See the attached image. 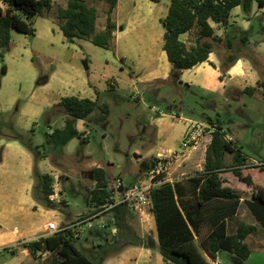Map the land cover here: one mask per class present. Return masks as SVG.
Here are the masks:
<instances>
[{"label":"rangeland","instance_id":"obj_1","mask_svg":"<svg viewBox=\"0 0 264 264\" xmlns=\"http://www.w3.org/2000/svg\"><path fill=\"white\" fill-rule=\"evenodd\" d=\"M240 11L244 18L250 16V13H246L242 9ZM263 24L264 16L253 15L250 19V27L245 32H242L241 26L228 27L227 30L228 35L231 36L239 37L240 31L247 36L249 44L242 47L243 58L254 64L261 72L258 71L264 82ZM53 44V47L47 44L44 37L40 35L26 36L13 30L11 47L8 51L3 52V58H0V164L4 163V170H6L3 173L4 177L0 178V190L3 194L1 205L16 213L13 220L15 225L27 223L41 229L48 221H55L63 227L71 225L79 217L85 218L90 213L89 196L94 187L88 173L95 167L103 168L107 178L120 176L126 186L132 182L137 183L140 182L139 180H145L144 172L149 162L148 150L156 142V136L151 127H147L145 133L142 132L143 128L139 123L141 120L150 122L151 117L156 115L155 113L170 114L175 111L173 106L178 104L183 107V111L180 112L181 116L192 121L206 123L204 116L218 117L223 123L226 134L236 140L238 147L247 157V162L254 164L264 161L263 89L252 96L243 93L240 97H232L230 86H226L223 91V85H220V89L211 94H203L197 88L187 90L185 87L169 86L170 94L165 98V101L153 103L147 94L140 101L134 100L131 93L134 90L123 85L128 80L127 76L124 73H119L117 67L105 64L106 58L113 59L112 52L93 45L91 47L95 49L96 53L85 56L81 61L78 57H74L61 42L56 41ZM75 47L79 51V46ZM226 51L225 48L221 53H226ZM88 60L91 62L90 70H85L84 75L90 76L91 79L94 75L100 84L99 87H103L104 91H100L98 108L89 116L91 122H87L85 126L87 132L85 135L88 141L81 144L79 140L75 139L68 146L61 148L62 158L58 152L51 151L45 142L46 134L62 124L61 116H59L63 112L62 108L56 106L50 110L45 109L29 120L34 110L26 103L32 97L45 96L50 101L54 100L53 91L59 86L58 80L65 72L62 66L74 65L84 70V61L88 62ZM53 73L56 78L50 79L51 84L47 86V91L43 90L47 84H45L46 80ZM71 74L66 73L67 76H71ZM101 74H105L106 78L99 77ZM113 82L117 86L111 90L107 86ZM174 100L175 102H173ZM103 105H107L109 109L105 125L96 122V118L100 114L99 107ZM21 112H24V116H21ZM48 113L57 114L56 118L60 117L55 124L47 123ZM17 146H20L29 155L28 160L33 163V175L30 181L32 185H30L31 190L29 187L28 191V198L33 202L32 209L27 208L22 194L26 181H22V177H20L19 165L24 163L26 158L17 152ZM159 151H165V149H158L157 152ZM43 163L56 169L62 166L67 170L63 173L67 175V179L64 176L62 179L60 177L57 179L63 199L62 204L58 207L50 205L42 193ZM226 163H232L231 156L227 157ZM6 164L13 174L7 171ZM15 165H18L17 169H15ZM190 171L192 170H181L173 175ZM140 177L141 179H139ZM221 178L225 182L224 185L240 190L247 189V186L238 181L230 171L222 173ZM66 201L67 204H65ZM245 211L250 213L246 206L242 205L239 209V218L249 223V218L244 215ZM105 216L107 222L109 216ZM27 217L29 220H24ZM98 225L99 222L95 223L91 231L101 232L100 237L95 236L91 231H84L74 243L75 247L95 264H101V259L98 257V248L94 246L98 242H106L105 238L108 237L105 235L107 232L99 229ZM133 225L143 240L153 236L156 239L155 229H150L147 222H140L136 213ZM263 233L264 229L257 224V229L254 232L255 238H263ZM131 248L145 247H127L106 261L120 257ZM250 248L254 252L253 259L254 257L259 258L255 261L253 259L248 262L243 261V264H264V242L261 244L252 242ZM151 250L153 252L151 257L139 258L132 264H164L158 250ZM26 255L27 252L19 254L18 261H25ZM220 258L228 264H234L230 263L226 254L220 253ZM5 259L6 261L12 260L9 255ZM30 259L32 260V258ZM11 263L15 264L16 262ZM48 263L49 258L42 262V264Z\"/></svg>","mask_w":264,"mask_h":264},{"label":"trees","instance_id":"obj_2","mask_svg":"<svg viewBox=\"0 0 264 264\" xmlns=\"http://www.w3.org/2000/svg\"><path fill=\"white\" fill-rule=\"evenodd\" d=\"M2 1L7 9H0V58L10 48L11 30L26 36L34 35L31 19L34 16H45L52 9L51 0ZM105 1L108 4L105 29L97 31L96 9L88 7L83 0H66L67 6L58 7L54 13L63 36L69 40H87L104 50L112 49L111 33L115 26L110 14L116 7L117 0ZM253 3L259 8L264 7V0H170L168 14L162 20L165 29L163 48L172 64L173 74L177 75L181 70L208 60L214 44L220 41L214 35L210 21L225 27L234 7L239 6L244 12L250 13ZM193 29L197 30V38L194 45L187 48L180 40V35ZM255 91L251 87L243 90L250 96ZM56 106L62 108L65 120L62 128H55L50 134H46L45 142L50 150L61 148L75 138L81 144L86 143L84 133L76 129V121L88 119L98 108L97 102L66 97ZM99 110L96 122L102 123L106 120L108 110L106 105L99 107ZM204 120L212 126L213 131L205 150L203 170L192 177L162 183L151 190L150 213L156 239L148 237L143 240L133 225L135 212L126 203L118 204L106 213L114 219L115 233H112L108 221L106 229L102 230L107 232L106 242H98L94 246L98 248L101 264L132 246L157 249L164 264H211L221 251L229 252L241 261L250 256L251 249L246 239L254 232L255 227L241 223L233 235H227L225 221L235 217L240 201L249 196L247 207L264 228V161L257 164L247 162V157L237 142L227 138L223 123L218 117L205 116ZM228 156L232 159L230 164L226 163ZM226 171H230L249 190L224 185L221 174ZM88 175L94 183L89 196L90 215L94 212V205L99 207L106 203L109 192L104 169L93 168ZM50 185V176L42 175V193L47 202L52 191ZM73 233L72 229H67L23 243L22 247L33 257L37 253H48V264H95L75 247V240L80 237H74ZM94 235L100 237L102 234L97 231ZM9 253L13 254V250Z\"/></svg>","mask_w":264,"mask_h":264},{"label":"crops","instance_id":"obj_3","mask_svg":"<svg viewBox=\"0 0 264 264\" xmlns=\"http://www.w3.org/2000/svg\"><path fill=\"white\" fill-rule=\"evenodd\" d=\"M51 1L52 9L47 12L45 16H34L31 19L30 25L34 29L33 36L40 35L44 37L45 42L52 47L54 46L53 43L56 41L61 42V44L65 45L74 57H78L81 61L85 56L96 53L95 49L91 47L93 46L91 42L75 38L69 40L63 36L58 23L54 19V13L58 7L65 8L67 6V2L66 0ZM83 1L88 7H94L96 9V30L103 31L107 20L106 11L108 9V4L105 0ZM169 3L170 0H161L159 2H153L151 0H117L116 7L110 14L111 22L115 26L111 33L113 37V47L112 49L106 51L112 52L113 59H110L109 57L106 58L105 64L117 67L119 73H124L125 76H127L128 80L125 81V84L123 85L128 89L130 88L131 90H134L131 92L133 94L132 99L140 101L144 99L147 94L149 100L153 103L165 101V98L170 94V89H168L169 86L185 87L187 90L197 88L203 94L215 93L220 89V85H223V91L226 86H230L229 90H231L230 95L232 97H240L244 93L243 90L248 87L256 89L254 94L259 93L262 89L264 90V82L261 80L259 74L260 71L253 63L243 58L244 56L242 55V47L249 44L247 36L242 34V32H245L246 29L250 27V19L253 15L257 16L261 14L264 16V7L259 8L256 3H253L250 16L248 18H244L242 16L240 11L241 7H234L230 11L228 25L225 27H221L220 25L210 21L209 24L214 30V35L218 37L220 41L214 44L212 52L208 56V60L197 64L190 69L181 70L177 75H174L172 64L168 61L163 48L165 29L162 20L168 14ZM235 26H241L243 29L242 32L240 31L239 37L228 35V27L234 28ZM262 29L264 32V24ZM12 31L13 30H11V33ZM196 38V29L180 35V40L186 44L187 48L194 45ZM75 46H79V51L76 50ZM225 48L227 49L226 53H221V51ZM86 53H88V55H86ZM84 66V70L79 69L74 65L62 66V69H64L65 72L61 74L58 80L59 86H57V89H54L53 91V94L55 95L54 100L50 101L45 96L32 97L28 103H26L27 106H31L34 110L31 113V119L29 118V120H32L33 117L39 115L45 109L50 110L56 107V105H58L60 101L66 97L88 99L98 103L100 99V91H104V88L99 87L100 84L96 81L97 78L94 75L92 79L90 76L84 75L86 71L90 70L91 62L89 60L88 62L84 61ZM67 72L72 73L71 76H67ZM99 77L106 78V75L101 74ZM51 78H56L55 73H53L50 78L46 80L45 84H47L44 86L43 90L47 91V86H50L51 84ZM116 86V83L113 82V84L109 83L107 87L113 90ZM173 102H175V100ZM106 107L109 115L108 106L106 105ZM173 109H175V111L170 114L162 112L155 113L156 115L151 117L150 122L141 120L139 123L140 127L143 128L142 132L145 133L147 127H151L155 131L156 142L153 143V146L148 150L149 162L158 149L171 151L178 148L184 136L186 122L190 119L181 116L182 114L180 112L183 111V107L180 104L173 106ZM108 115L106 116V120ZM21 116H24V112H21ZM56 116L58 115L48 113L47 123L55 124L57 119L60 118H56ZM59 116H61L62 124L58 128H62L65 115L62 112ZM106 120L99 124L105 125ZM87 122H91L89 118L86 120L76 121V129L78 132L84 133L83 137L86 138V142L88 141L87 136L85 135L87 133L85 130ZM52 131L53 130H50L48 134ZM227 138L234 140L230 137V135H227ZM75 139L70 140L65 146L71 144V142ZM210 140L211 134L206 135L201 141L199 149L192 153L190 158L182 166L175 168L174 174L186 169H190L192 171L174 175V182L180 181L183 178L192 177L196 173L203 170L205 163V150ZM61 148L53 151L58 152L62 157L63 151H61ZM17 152L26 158V161L19 165L21 171L20 177H22V181H26L22 191L25 204L27 205V208L29 207L32 209L33 202L30 198H28V191L30 185H32L30 181L32 180L33 175V163L29 162V155H27L20 146H17ZM14 167L17 169L18 165H15ZM42 167L44 170L43 175H49L51 182L57 180L60 176H64L65 179H67V175L63 174L67 172L65 167L60 166L61 168L56 169L52 166H47L46 163H43ZM4 168L5 164H0V178L4 177L3 173L6 172ZM6 168L9 173L13 174L9 171V166L7 164ZM117 177L121 178L120 176ZM141 177L139 179H141ZM113 178L116 177L107 178L108 184L112 182ZM139 181L141 182L143 180ZM133 184L135 183L132 182L128 185ZM248 190L249 188L247 187V189L243 191ZM2 195L3 194L0 190V264H13L11 262H16L15 264H42V262L49 258L48 253H37L36 256L33 257L28 250L22 247V245L23 243L44 237L45 225L50 221L45 223L41 229L27 223H22L19 226L15 225L13 220L16 213L13 210L7 209L1 205L3 199ZM248 200H250L249 196L244 197L240 201L235 217L232 220L225 221V232L227 235H233L241 223H246L239 218V209L242 205H245L247 210H249L246 204ZM65 204H67V201ZM20 209L23 208L20 207ZM33 209H36V207H33ZM244 215L249 218V223L246 224L253 225L256 230L257 224H260L256 221L253 214L245 211ZM79 218H83V216ZM139 219L140 222H144V219H141L140 217ZM24 220L28 221L29 217ZM145 220L147 225H150V229H155L151 214ZM65 226L69 225H64L63 227ZM254 232L246 239V243L249 247L252 242H256L257 244L264 242V233L262 234L263 238L258 239L255 238ZM151 238L155 239L154 236ZM8 247H12L13 254L9 253L7 249ZM25 252H27L26 260L21 262L18 261L19 259L17 256L19 254H25ZM220 253L226 254L230 263L243 264V261L241 262V260H239L235 255L226 251H221L217 254L215 262L218 264H228L220 258ZM253 253L254 252L251 249L250 256L244 262L251 261L254 256ZM7 255L12 258L11 261H6L5 258ZM152 255L153 252L151 249L131 248L130 250L125 251L120 257L105 261L104 264H123V262L124 264H132L133 262H137L139 258H149ZM30 258H32V260ZM258 258L259 257H254L253 260L255 261Z\"/></svg>","mask_w":264,"mask_h":264},{"label":"built area","instance_id":"obj_4","mask_svg":"<svg viewBox=\"0 0 264 264\" xmlns=\"http://www.w3.org/2000/svg\"><path fill=\"white\" fill-rule=\"evenodd\" d=\"M0 9H7L6 4L2 0H0ZM212 131L213 128L208 123L189 120L186 122V130L178 148L171 151H159L151 157L145 171V180L126 186L121 178H113L112 182L107 184L109 197L104 205L99 207L94 205L92 214L85 218L77 219L69 226L61 227L55 221L48 222L45 225V236L72 229L74 237L78 238L84 231L92 230L95 223L98 222L99 229H106L108 221L111 225L112 233H115L114 219L109 217L106 222L105 215L110 209L121 203H126L146 222L145 219L151 214V190L162 183H173L175 181L173 175L175 168L182 166L190 158L191 154L199 149L203 138L211 134ZM50 187L52 191L48 195V202L58 207L63 200L58 181L51 182ZM7 249L9 252L12 251V247ZM211 264L218 263L211 262Z\"/></svg>","mask_w":264,"mask_h":264}]
</instances>
